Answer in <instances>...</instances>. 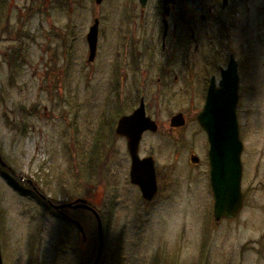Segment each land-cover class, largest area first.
<instances>
[{
    "label": "rangeland",
    "instance_id": "374dc122",
    "mask_svg": "<svg viewBox=\"0 0 264 264\" xmlns=\"http://www.w3.org/2000/svg\"><path fill=\"white\" fill-rule=\"evenodd\" d=\"M155 3L141 11L138 0H0V156L13 170L0 167L12 182L0 172L3 264H92L97 255L91 215L68 211L84 227L83 243L77 228L27 196L20 178L54 203L85 199L98 211L100 264H264V6L209 34L194 21L193 57L185 58L176 54L184 40L173 46L168 37L162 50ZM95 19L100 31L90 65L86 36ZM233 53L244 205L236 218L216 222L209 146L196 115L211 76ZM122 95L128 110L143 96L161 127L139 149L155 163L158 192L151 202L130 182L126 142L113 131L111 149H103L107 140L96 141L104 113L119 120ZM180 111L188 122L171 135L169 121Z\"/></svg>",
    "mask_w": 264,
    "mask_h": 264
},
{
    "label": "water",
    "instance_id": "95a60500",
    "mask_svg": "<svg viewBox=\"0 0 264 264\" xmlns=\"http://www.w3.org/2000/svg\"><path fill=\"white\" fill-rule=\"evenodd\" d=\"M103 0H95L100 5ZM145 5L147 0H140ZM99 37V20L95 19L86 36L88 46V63L95 60ZM238 65L231 58L227 69L221 71V80L217 85L214 78L208 87L206 102L197 120L206 132L209 151L210 185L214 197L213 217L216 222L236 218L243 209L244 196L242 193L243 143L239 135L237 120V104L239 100ZM172 128L185 125L183 114H177L170 120ZM158 131V125L146 116L143 101L140 107L131 115L122 117L116 129L117 136H126L128 151L131 158L130 182L140 189L142 198L151 202L157 195L158 184L155 174V163L152 157L141 159L139 146L145 132ZM191 163L198 164L199 158L192 156ZM0 166L13 173L0 156ZM23 180V178H21ZM31 182V181H29ZM32 183V182H31ZM44 197V196H43ZM56 211L61 209H84L92 212L97 223V255L92 264H100L104 252L103 225L98 212L88 205L84 199L71 203L53 206ZM81 235L83 242L86 235L83 226L71 220ZM0 264H3L0 244Z\"/></svg>",
    "mask_w": 264,
    "mask_h": 264
},
{
    "label": "flooded vegetation",
    "instance_id": "af4514ba",
    "mask_svg": "<svg viewBox=\"0 0 264 264\" xmlns=\"http://www.w3.org/2000/svg\"><path fill=\"white\" fill-rule=\"evenodd\" d=\"M138 1H139V5L142 8L141 11H144L145 8H147V6L150 5V2H152V0H147L146 4L142 5L140 0H138ZM154 1L156 2L155 5L158 8L157 16L159 19H161L160 21H161V25L163 27V36H162V45H161L162 50H164L166 47V40L168 39V37H171L173 46L177 42L184 40V45L182 47L183 52L181 53L182 50H177L176 54L181 55L180 57H185V58H188L191 56L193 57V43L195 40V33L197 32L196 27H194V25H193L194 21H198L199 25L203 26L204 30L206 28V31H207L206 33L209 34V30L216 28V27L224 26V24L228 25V27H230V25L234 26L235 24H237L236 20H237V17L239 16V14L241 12H244V11L245 12H251L254 6H264V0H154ZM182 6L186 9L183 17H181L178 13V12H180L179 9ZM198 17H199L200 21L198 20ZM170 29H171V32H169ZM99 31H100V29H99ZM157 48H159L158 45H157ZM198 48H199L198 44H195L194 50H198ZM234 54L235 53H233L229 56V59H228L229 61L231 58H233L236 61ZM236 57H238V56L236 55ZM229 61H228V63H229ZM93 62H91L89 64L92 65ZM228 63H227V65H228ZM227 65L226 66H219L216 69V72L210 78L209 85H210L212 78L215 79L217 85L219 84V82L221 80V71L226 70ZM237 65H238V63H237ZM136 69H133V70H136ZM154 70H155L154 74H156L158 72L157 68L154 67ZM215 75L219 76L218 80L216 79L217 76H215ZM120 79L122 81L120 83V85L123 86V84L126 83V79H127V77L124 75V72L121 74ZM159 80H161V78ZM209 85H208V87H209ZM113 86H114V88L112 89L113 91L118 90V88H117L118 84H115ZM208 87H207V91H208ZM120 89H121V91H123L124 87H121ZM207 91L205 94L203 107H204V104L206 102ZM124 99H125V97H123V95H122V99L119 98V100L117 101V103L119 105L116 106V111H117L116 115H118L120 117L119 120L122 117L131 116L140 107V104L143 101L146 116L149 117L152 121H154L158 125V131L155 133L152 131H147L143 134L142 139L145 137V135H148V136L150 134L159 135V132L161 131L160 124L157 121H155V119H153V117H151L149 115L150 113L147 111V107H146L145 100H144L143 96L137 102L138 106L131 108L130 110H128L127 107H125L126 105L123 104ZM203 107H202V109H203ZM202 109L199 111V113L202 111ZM107 111H109V109ZM123 111H126V112L124 114H122ZM103 112H105V111L103 110L102 113ZM178 114H183L184 120H185V125H186V123L188 122L187 113L180 111ZM198 114L196 115V121L197 122H198V120H197ZM106 115L107 114L104 113V115L101 116V118L103 119V122L101 124L98 123L96 126L98 129V131H97L98 136L96 137V141L107 140V142L103 146V149H111L110 145L113 144V137H112V131H113V133H114L113 136H115V138H117L118 140H123L124 142H126L127 151H128L127 137L126 136H117V134H116V129H117L119 120L116 122V120L114 121L113 119H110L109 116H106ZM168 127H169L168 133L171 135L177 134L179 132V130L182 128V127L181 128H172L170 125V121H169ZM104 129H107L108 132H104ZM204 133L206 134L205 131H204ZM105 135H107V136L104 137ZM206 137H207V135H206ZM142 139H141V141H142ZM207 141H208V139H207ZM140 144H141V142H140ZM208 146H209V143H208ZM90 149H92V147ZM103 149H100V150L102 151ZM139 149H140V146H139ZM208 151H209V147H208ZM128 154H129V151H128ZM192 156L197 157V155H195V154H193ZM139 157H140V154H139ZM144 158H146V157H142L141 159H144ZM130 160H131V158H130ZM208 161H209V159H208ZM193 165L195 166L196 164H193ZM14 175H15V173H14ZM19 181L24 182L28 186L29 192L27 193L28 194L27 196H29V197L32 196L33 198H35V197L39 198V200H41V204H43V206L46 209L51 211V213L53 214L54 217L61 219L62 221H66V222H68L74 226V224H72V221H71L73 219L70 217V215H68V211H73L72 209L65 208V209H61L59 211H56L53 208V206H58V205H62V204H58V203H54V202L50 201L46 196H44L38 190V188L36 187L34 182H32L31 180H28L26 178H23V180H21V178H20ZM29 181H31L32 183ZM64 204H67V203H64ZM84 211L92 214V212H90L89 210H84ZM74 227L76 228V226H74ZM80 237H81V235H80ZM85 242H83V243H85Z\"/></svg>",
    "mask_w": 264,
    "mask_h": 264
},
{
    "label": "trees",
    "instance_id": "16d2710c",
    "mask_svg": "<svg viewBox=\"0 0 264 264\" xmlns=\"http://www.w3.org/2000/svg\"><path fill=\"white\" fill-rule=\"evenodd\" d=\"M56 1V0H55ZM26 11L27 12H32L33 10L31 9V8H28V9H26ZM6 22H7V24H8V26L4 29V30H2L3 32H6V31H8V29H9V22H8V18H7V20H6ZM0 27H2V24H0ZM12 59H13V61L14 60H16L17 59V56H13L12 57ZM19 62V61H18ZM1 167V166H0ZM2 168V167H1ZM0 172H1V174L7 179V180H9V182H11V180H10V178L0 169ZM12 183V182H11ZM15 187V186H14ZM40 203H41V200H40ZM77 212H83V211H80V210H76ZM88 214H90V213H88ZM91 216V218L95 221V223H96V220H95V218H94V216L92 215V214H90ZM103 222V221H102Z\"/></svg>",
    "mask_w": 264,
    "mask_h": 264
}]
</instances>
